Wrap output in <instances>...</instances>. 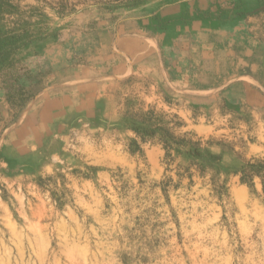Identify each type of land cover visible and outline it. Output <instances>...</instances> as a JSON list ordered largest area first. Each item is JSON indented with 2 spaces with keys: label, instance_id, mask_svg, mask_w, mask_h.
<instances>
[{
  "label": "rangeland",
  "instance_id": "374dc122",
  "mask_svg": "<svg viewBox=\"0 0 264 264\" xmlns=\"http://www.w3.org/2000/svg\"><path fill=\"white\" fill-rule=\"evenodd\" d=\"M142 1L0 0V264H264V114L81 74L70 21Z\"/></svg>",
  "mask_w": 264,
  "mask_h": 264
},
{
  "label": "crops",
  "instance_id": "0c3cea01",
  "mask_svg": "<svg viewBox=\"0 0 264 264\" xmlns=\"http://www.w3.org/2000/svg\"><path fill=\"white\" fill-rule=\"evenodd\" d=\"M258 6L236 0L223 18L200 16L203 0H144L96 10L70 21L73 56L85 62L83 77H96V92L103 80L138 79L181 105L235 103L263 115L264 16L255 14ZM90 20L96 24L89 30L82 23ZM41 66L48 65L36 63L33 70Z\"/></svg>",
  "mask_w": 264,
  "mask_h": 264
},
{
  "label": "trees",
  "instance_id": "16d2710c",
  "mask_svg": "<svg viewBox=\"0 0 264 264\" xmlns=\"http://www.w3.org/2000/svg\"><path fill=\"white\" fill-rule=\"evenodd\" d=\"M0 52V65H2V63L6 61L5 54H7L8 57L12 51L5 53V49L0 47ZM164 146L166 151H170V149H172L167 141H164ZM197 152L199 153V149H197ZM167 155L169 156L170 154L167 153ZM205 164V162L201 164L203 168H207ZM240 175L241 183L250 188H253L256 178L260 179L264 191V159H252L246 162L240 171Z\"/></svg>",
  "mask_w": 264,
  "mask_h": 264
}]
</instances>
